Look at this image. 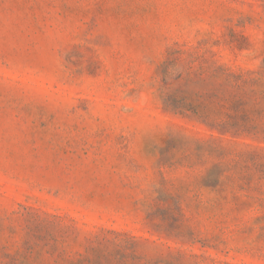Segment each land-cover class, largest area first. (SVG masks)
Segmentation results:
<instances>
[{"label":"rangeland","instance_id":"1","mask_svg":"<svg viewBox=\"0 0 264 264\" xmlns=\"http://www.w3.org/2000/svg\"><path fill=\"white\" fill-rule=\"evenodd\" d=\"M0 264H264V0H0Z\"/></svg>","mask_w":264,"mask_h":264}]
</instances>
